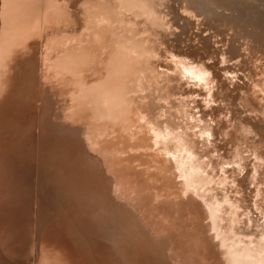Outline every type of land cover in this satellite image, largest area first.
<instances>
[{"label": "bare ground", "instance_id": "bare-ground-1", "mask_svg": "<svg viewBox=\"0 0 264 264\" xmlns=\"http://www.w3.org/2000/svg\"><path fill=\"white\" fill-rule=\"evenodd\" d=\"M210 1L216 7L227 10L232 3L231 0L228 3L221 0ZM199 3L202 9L199 6L198 9L207 12L202 13L205 18L219 26L224 23L239 35L236 34L241 47L244 45L242 40L249 43V56H252L253 50L256 53L260 47L264 48L263 39L252 29H247L251 28L250 22L233 15L229 21L206 0H199ZM27 19L24 15H13L7 24L5 18H0V29L4 28L5 35L12 32L5 37L6 47H0V264H202L201 259L210 255L217 258L220 254L223 259L218 257L210 264H264V254L259 256L264 251L257 246L250 248L246 238L240 239L239 246L230 244L223 247L224 241L231 239L233 234L246 237L264 233V226L258 225L260 220H264L263 197L260 199V205L263 206L259 209L261 215L256 213L255 217L252 216L255 219L248 226L245 221L232 217L236 214L234 209L238 207V199L232 196L226 183L225 188L220 187L215 195L206 194L204 199V194L199 190L193 194L191 183L194 180L179 171L181 181L168 179L165 186L172 193L181 194L184 191L187 199L178 202L173 199L155 201L154 206V200L152 202L148 199V179H143L136 171H132V167L127 165L128 161L123 159V153L106 143L112 138L105 135L96 139L99 131L101 133L97 127L103 122H98L97 111L95 119L92 115L91 127L80 120L82 114L88 112L90 105L80 94L67 99L62 89L66 84L54 87V84L48 83L42 86L43 90H39L40 102L48 99L49 94H54L52 96L55 97L54 100L48 99L51 105L49 109L42 103L37 109L45 117V122L49 125L45 131L50 132V135L46 136L44 130V133L36 134L33 130L32 133L26 129L25 107L18 105L23 99L20 86L25 80L32 79L34 83L38 72L44 75V70L40 67L41 59L34 57L35 52H25L12 41V37L16 38L21 33V29L15 27ZM257 22L260 24L259 20ZM8 26L11 31L8 30L7 33ZM259 28L264 32L262 26ZM95 36L103 37L98 33ZM102 40H105L103 45H107L109 40ZM194 55L187 53V62L195 66L194 74L198 73L197 78L204 85L209 84L203 94L198 95L195 100H189L193 105L199 106L200 118L196 120L199 126L182 112L184 106L192 105L190 102L163 106L155 101L153 104L150 99L149 104L153 106L149 110L138 109L136 113L141 115L144 124L148 126L147 135L150 139L169 144L181 154L184 152L182 142L191 148L192 160H201L200 155L206 158L202 167L207 168L208 174L221 170L218 162L243 168V173L252 175L254 179L252 190L256 196V192L259 193L264 188V163L258 162L256 153L244 140L245 135L238 119L245 111L241 112L238 106L232 107L229 112L222 110L223 107L206 110L201 105V101L209 99L213 91L216 94L217 82L222 94L226 95L229 87L227 79H223L227 76L225 71H218L204 56ZM260 58L262 57H255L256 60ZM262 63L258 64L259 70L264 68ZM255 74L258 73L254 72L252 77ZM209 79L212 80L211 83ZM256 79H259L256 82L258 93L252 95L253 108L250 106L248 110L252 112L248 114L252 119L257 116L253 110L264 116L261 113H264V76L260 75ZM68 81L71 83V80ZM120 81L117 80L119 84ZM244 86L249 91L248 83ZM57 98L68 106L63 107V110L57 109ZM237 104L234 101L232 103ZM158 111L159 115L155 120L154 114ZM176 111L180 114V121L188 119L184 122V128L197 129L198 134L203 137L201 142L193 143L189 140V135L178 130L176 125L179 122L173 114ZM109 124H113L115 132H122L117 122ZM107 125V122L103 123V126ZM208 131L219 140L218 145L213 148H210L212 141L204 137V133ZM65 134L75 138H69V145ZM141 138L143 135L138 136L136 141L139 143ZM220 149L225 152L217 154V160L213 159L210 152ZM166 157L168 160H175L174 157ZM121 166L129 170L125 171L127 175H123ZM230 168L228 175L235 172L232 166ZM222 181L225 182V178ZM141 188L145 190L140 191ZM243 189L242 194H245V186ZM191 211L197 212L198 216L200 214L203 222L205 220L200 232L192 233L186 229L183 215ZM225 214L227 216L224 218ZM154 215L158 217L157 221L154 220ZM221 221H225V225L218 223ZM232 221H236L235 225L233 229H229ZM199 223L201 222L197 224ZM223 229L233 231L232 235L221 232ZM207 231L215 233H210L211 238L207 235L200 237L201 233L206 234ZM192 235L197 237L192 238ZM201 248H204V254L198 251Z\"/></svg>", "mask_w": 264, "mask_h": 264}, {"label": "rangeland", "instance_id": "rangeland-1", "mask_svg": "<svg viewBox=\"0 0 264 264\" xmlns=\"http://www.w3.org/2000/svg\"><path fill=\"white\" fill-rule=\"evenodd\" d=\"M221 1L228 3L230 0ZM231 1L230 9L227 10L218 8L210 0H206L210 6H214L218 12L223 13L227 20L231 21L233 15L242 21L250 22L251 28L247 29H252L264 42V32L259 28L260 26L264 28V0ZM199 4V0H0V18H5L7 24H9L8 19L13 15L15 17L24 15L28 18L15 27L21 29V33L15 36L16 38L12 37V41L25 52H35L34 57L41 59L40 67L44 70V75L38 72V78L34 83L32 79L25 80L20 86L23 99L18 105L25 107L26 121L25 117L24 121L28 131L33 130L36 134H42L43 130L49 128L45 117L37 109L41 103L49 109L51 105L48 99L54 100L55 97L52 96L54 94H49L48 99H42L40 102L39 90H43L42 86L51 83L54 87H62L66 84L62 89L67 99L80 94L90 105V109L82 114L80 120L91 127L92 115H96L97 111L98 122L108 123L107 126H103L102 123L99 125L101 128L97 127L101 133L99 131L96 139L105 135L112 138L114 141L110 139L106 143L123 153V159L128 161L127 165L129 168L132 167V171H136L143 179H148L150 187L147 190L148 199L152 202L154 200V206L160 200L173 199L178 202L187 199L184 191L181 194L172 193L171 189L165 186L168 179L174 178L172 181L180 182L179 171H182L189 179L194 180L191 183L193 194L195 195L199 190L201 194H204V199L206 194L215 195V192L221 189L220 187L225 188L227 185L232 196L238 199L236 201L238 207L234 209L236 214L232 213L234 215L232 217L235 220L245 221L250 226L252 219H255L252 216L255 217L256 213L261 215L259 209L263 206L260 205V199L264 198V188L261 192H256V196L253 195L252 175L247 176L243 173V168L237 165L222 162H218L221 170L208 174L207 168L202 167L206 158L200 155L201 160H192L191 148L182 142L184 152L181 154L176 149H172L169 144L150 139L147 135L149 134L148 126L144 124L141 115L136 113L142 108L149 110L153 106L149 104L150 99L153 104L155 101L157 104L168 106L171 103L190 102L189 100H195L198 95L203 94L207 90L206 85L209 84L204 85L200 78H197L198 73L194 74L195 66L187 62L189 60L187 53L204 56L205 60L212 62L218 71L226 72L227 76L223 79H227L229 88L225 92L226 95L222 94L217 82L216 94L214 95L213 91L209 99L201 101V105L206 110L223 107L222 110L229 112L232 107L238 106L240 111H245V114L238 119L243 134L247 138L244 136V140L256 153L258 162L264 163V116L255 110L253 112L257 116L253 119L248 115L252 113L248 111L250 106L253 108L252 95L258 93L256 82L260 78H256L260 75L264 76V68L259 70L260 67H258V64L264 63V48L260 47L256 53L253 50L252 56H249L247 51L249 43L241 39L244 43L241 47V41H238L239 35L224 23L219 26L205 18L202 13L207 12L200 11ZM23 10H25L24 14H21ZM258 20L261 25L257 22ZM6 29L7 33L8 30L11 31L9 26ZM97 33L103 37L95 36ZM5 34L4 28H1V48L6 47L5 37L10 36L12 32L9 35ZM103 38L109 40L107 45H103L105 41L102 40ZM255 57L262 58L256 60ZM209 62L208 64L211 65ZM254 72L258 74L252 77ZM130 75L131 78H129ZM115 78L118 81L121 80L120 84ZM68 80H71V83ZM209 81L211 83L212 80L209 79ZM246 83H248L249 91L244 89ZM233 101L238 104L232 105ZM57 102L59 103V106L55 103L58 106L57 109L63 110V107L68 106L58 98ZM189 104L192 105L184 106L182 112H185L199 126L196 121L200 118L199 106L193 105L192 102ZM138 112L141 113V111ZM261 113L264 115L263 112ZM160 114L163 113L160 112ZM173 114L179 122L176 126L179 127L180 132L186 133V136L189 135V140L193 143L202 141L203 137L198 134L197 129L191 130L188 126L189 129L184 128L186 126L184 122L188 119L182 116V119H185L182 122L178 112ZM158 115L159 111L154 114L155 120ZM111 122H117L123 133L115 132L113 124H109ZM47 132L45 131L44 134L49 136L50 132L48 134ZM65 135L69 145L71 143L69 138H75ZM140 135H143L141 139L144 141L140 139L138 143L136 139ZM204 135L213 142H210V148L218 145V138L211 136L210 131ZM164 140L167 141L166 138ZM221 147H224L223 144ZM224 152L223 149L212 150L210 155L217 160V154L221 155ZM166 156L174 157L175 160L173 161L172 158L168 160ZM245 164L248 166L247 161ZM231 166L235 172L228 175ZM121 169L123 175H127L125 171L129 170L122 166ZM129 177L132 184V176ZM224 178L225 182L222 181ZM243 186H245V194H242ZM262 187H264L263 184ZM144 190V188L140 189V191ZM197 216L198 213L193 211L183 215L186 229L192 233L202 231L205 224L200 214ZM226 216L225 214L223 217ZM154 220H158L155 215ZM198 222L202 224H197ZM235 222H231L229 229H233ZM218 223L225 225V221ZM258 225L264 226V220H260ZM229 229H223L221 232H227L231 236L233 231L229 232ZM213 232L215 233V231L201 233L200 237L207 235L211 238ZM240 239L247 240L250 248L257 246L264 251V233L246 237L233 234L231 239L224 241L223 247L226 248L230 244L239 246ZM198 251L205 253L204 248ZM263 254L264 252L259 256L262 257ZM220 257L223 259L222 254ZM217 258L210 255L201 259L202 264H210Z\"/></svg>", "mask_w": 264, "mask_h": 264}]
</instances>
